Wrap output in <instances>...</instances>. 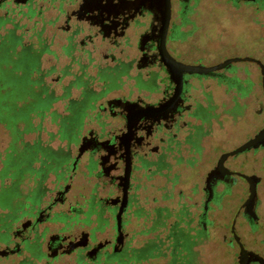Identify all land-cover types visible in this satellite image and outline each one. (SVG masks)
I'll list each match as a JSON object with an SVG mask.
<instances>
[{
	"label": "flooded vegetation",
	"instance_id": "1",
	"mask_svg": "<svg viewBox=\"0 0 264 264\" xmlns=\"http://www.w3.org/2000/svg\"><path fill=\"white\" fill-rule=\"evenodd\" d=\"M257 14L264 0H0V264H193L226 212L239 254L240 217L264 234L227 156L242 122L240 146L264 130L262 69L235 62L264 65ZM226 20L236 43H202ZM48 112L55 132L33 125Z\"/></svg>",
	"mask_w": 264,
	"mask_h": 264
},
{
	"label": "rangeland",
	"instance_id": "2",
	"mask_svg": "<svg viewBox=\"0 0 264 264\" xmlns=\"http://www.w3.org/2000/svg\"><path fill=\"white\" fill-rule=\"evenodd\" d=\"M219 17H223L228 19L233 12L236 10H230L227 8H222L221 10H213ZM240 11H252L251 9L242 7ZM230 15V16H229ZM236 17V15H234ZM263 15H256L255 18L259 21V18H263ZM231 20H226L224 24L219 27V30L209 31L207 34H200L199 38L202 40V43L214 44V45H231L236 43V25L230 22ZM260 26H248L245 27L241 25V32H250L259 34ZM240 67L248 66L252 70L257 69V65L254 63H237ZM244 123V125H243ZM249 125L246 122H242L238 129H236V148L240 146V144L245 140L246 133L245 129H247ZM4 139V137L0 133V141ZM4 141V140H3ZM238 161L243 163L244 166L240 168L247 175H255L261 177L262 181L258 186V215L262 220H264V151H257L255 153L250 154H240ZM247 193L242 191L238 196L237 205L242 204L245 199H247ZM200 200V197L196 198ZM201 214V212H193L194 217ZM215 213L211 215V219L215 217ZM222 216V215H221ZM233 212H226L224 216L220 218L216 224L210 226L209 234L210 239L206 242V244H199L194 248V251L197 253V256L193 262V264H235L237 260V256L239 254V249L233 247L228 243V240H225L226 232L229 231V225L232 223ZM194 233L197 234L196 231H199L201 228L197 225V222L194 221ZM237 231L238 235L241 237L242 243L248 250H252L254 252L263 251V246L261 245V241L264 239V234L259 232L255 237H252L248 232V227L244 223L243 218L240 217L237 220ZM227 237H229L227 235ZM160 264H168L167 259H161Z\"/></svg>",
	"mask_w": 264,
	"mask_h": 264
},
{
	"label": "water",
	"instance_id": "3",
	"mask_svg": "<svg viewBox=\"0 0 264 264\" xmlns=\"http://www.w3.org/2000/svg\"><path fill=\"white\" fill-rule=\"evenodd\" d=\"M235 62H253L256 63L257 65H259L262 69V74L264 76V65L259 61L256 60L254 58H236ZM92 136H88V138L91 139ZM95 138V137H94ZM264 140V130H262L258 135H256L255 138L251 139L249 142H247L246 144L236 148V151H234L231 154H228L227 156L230 155H240L243 154L245 151L253 149V148H257L258 144ZM241 176L248 182L249 184V197L246 200L245 204L243 205L244 208L247 209V211L249 213H253L254 215H256V204L258 201V186L261 183L262 179L261 177L252 175V176H248L245 174H241ZM235 239L237 241V243L240 245V254L238 257L239 260V264H252L253 262H255L256 260H263L259 255L255 254L252 251H249L245 248V246L243 245V243L241 242V238L239 236H235ZM258 260V261H259Z\"/></svg>",
	"mask_w": 264,
	"mask_h": 264
},
{
	"label": "crops",
	"instance_id": "4",
	"mask_svg": "<svg viewBox=\"0 0 264 264\" xmlns=\"http://www.w3.org/2000/svg\"><path fill=\"white\" fill-rule=\"evenodd\" d=\"M56 108H61L57 105ZM12 115L11 99L9 97H0V133L4 130L3 125L11 126L12 121L10 117ZM60 116L51 112L41 115L40 117L35 116L32 120L33 125L36 127H43L46 131L55 132L58 130L57 123L59 122ZM9 130V128H6ZM11 129V128H10ZM5 213H9V209L5 210Z\"/></svg>",
	"mask_w": 264,
	"mask_h": 264
}]
</instances>
